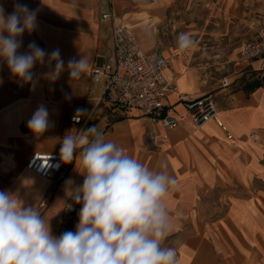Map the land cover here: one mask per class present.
Here are the masks:
<instances>
[{"label":"crops","instance_id":"obj_1","mask_svg":"<svg viewBox=\"0 0 264 264\" xmlns=\"http://www.w3.org/2000/svg\"><path fill=\"white\" fill-rule=\"evenodd\" d=\"M129 1L0 0L5 15L13 12L16 3L37 12L36 29L22 35L20 52L34 41L49 54L59 49L65 69L70 59L89 60L87 73L79 79L71 80L65 70L51 81L45 74L55 62L49 65L46 57L44 64L32 69L34 86L13 77L6 61L0 60V191L15 193L24 206L37 207L46 219L52 217V235L59 237L69 191L82 185L84 176L75 160L68 164L61 183L30 169L27 162L35 152L60 151L68 131L95 126L106 140L146 167L159 171L166 164L178 180L177 189L166 199L175 230L164 244L179 250V264H264V84L247 91L239 83L240 75H212L209 62L196 59L194 52L184 56L177 51L171 58L169 50L161 49L170 57L166 72L178 84V90L166 97L164 109L179 119L178 126L166 127L135 109L101 104L106 81H96L93 70L113 55L112 26L103 14L121 16L143 49L152 51L159 48L158 25L172 0ZM217 1L226 3L227 13L233 14V5L243 0ZM263 26L259 22L255 35L244 41L255 39ZM239 64L240 74L264 75L257 60L241 57ZM181 93L192 98L213 93L233 138L214 120L197 126ZM41 105L49 113V127L36 136L27 122ZM79 110L82 122L73 124L71 116Z\"/></svg>","mask_w":264,"mask_h":264},{"label":"clouds","instance_id":"obj_2","mask_svg":"<svg viewBox=\"0 0 264 264\" xmlns=\"http://www.w3.org/2000/svg\"><path fill=\"white\" fill-rule=\"evenodd\" d=\"M36 16L26 4L16 3L8 15L0 6V60L12 76L34 86L32 69L46 57L49 65L55 62L45 74L51 81L65 70L71 80L87 73L89 60L83 56L70 59L65 69L59 49L49 54L33 41L26 52L19 51L22 35L36 29ZM177 44L184 51L193 40L181 33ZM48 116L46 107L39 106L27 127L42 135L49 127ZM60 159L66 164L75 160L84 176L83 184L69 191L82 205L76 231L53 236L52 217L24 206L15 193L0 191V264H179L177 250L164 244L175 230L166 199L178 186L166 164L159 171L146 167L95 126L68 131Z\"/></svg>","mask_w":264,"mask_h":264},{"label":"built area","instance_id":"obj_3","mask_svg":"<svg viewBox=\"0 0 264 264\" xmlns=\"http://www.w3.org/2000/svg\"><path fill=\"white\" fill-rule=\"evenodd\" d=\"M103 18L109 20L112 26L113 55L104 65L93 70L96 81L103 79L106 81V89L100 97V103L126 110H138L141 115L149 116L153 121L161 122L166 127L178 126L179 119L168 114L164 109L166 97L178 90L176 80L169 77L166 72L170 57L159 48L152 51L144 50L131 27L118 14L104 13ZM241 55L246 60L259 61L261 70H264V26L258 29L255 39L242 43ZM229 84L225 79L224 85ZM180 98L189 109L191 118L197 126L214 120L229 138H233L227 124L220 117L213 93L198 98H192L188 93H181ZM82 119L80 110L71 116L73 124H80ZM68 164L60 159V151H38L33 153L27 162L30 169L59 183L68 175ZM43 206L45 202L41 203V207ZM81 207L82 205L77 204L69 195L62 211L64 222L59 227V236L66 231L74 230L79 221ZM176 250L179 257L180 252Z\"/></svg>","mask_w":264,"mask_h":264},{"label":"rangeland","instance_id":"obj_4","mask_svg":"<svg viewBox=\"0 0 264 264\" xmlns=\"http://www.w3.org/2000/svg\"><path fill=\"white\" fill-rule=\"evenodd\" d=\"M166 8L165 20L158 25L157 47L169 50L171 58L177 51L184 56L194 52L196 59L202 57L209 62L212 75H240L242 85L250 79L249 71L240 74L241 46L255 35L256 25L264 22V3L243 0L233 5V14L227 13L226 3L217 0H172ZM181 33H188L193 40L184 51L177 44Z\"/></svg>","mask_w":264,"mask_h":264},{"label":"trees","instance_id":"obj_5","mask_svg":"<svg viewBox=\"0 0 264 264\" xmlns=\"http://www.w3.org/2000/svg\"><path fill=\"white\" fill-rule=\"evenodd\" d=\"M264 84V75H260L257 73H253L252 77L246 81L242 86L247 91H253L256 88L262 86Z\"/></svg>","mask_w":264,"mask_h":264}]
</instances>
